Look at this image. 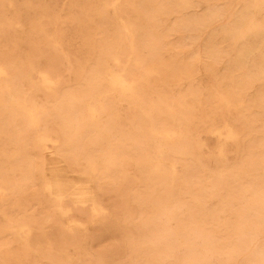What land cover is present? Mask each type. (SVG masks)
Listing matches in <instances>:
<instances>
[{
  "label": "rangeland",
  "instance_id": "1",
  "mask_svg": "<svg viewBox=\"0 0 264 264\" xmlns=\"http://www.w3.org/2000/svg\"><path fill=\"white\" fill-rule=\"evenodd\" d=\"M0 64V264H264V0H0Z\"/></svg>",
  "mask_w": 264,
  "mask_h": 264
},
{
  "label": "bare ground",
  "instance_id": "2",
  "mask_svg": "<svg viewBox=\"0 0 264 264\" xmlns=\"http://www.w3.org/2000/svg\"><path fill=\"white\" fill-rule=\"evenodd\" d=\"M115 60L117 61V63H119L118 58H115ZM5 76H8V73L6 69L0 64V79ZM42 78H43V85L47 88V90L53 91L54 87L56 86V82L52 78H50L48 74H45V73L42 74ZM110 85H111L112 91L121 90L122 92L129 93L132 96L137 95L136 84L134 82H129L121 71L113 72L110 74ZM17 93L18 92L13 91L9 95V97L12 98L13 103H17L20 107H22L25 110L27 115L30 117L33 125L35 126L36 130L38 131L37 133L38 142L32 148V151H33L32 164L35 166H33L31 170V173L36 175L37 188L38 190L42 189L43 193L47 195V197L51 201H53L56 208L58 209V211L63 217H68L70 223L77 225L78 223H76L73 220L74 217L71 216L70 214V208L69 206H67V203L64 200L65 196H71V195L66 192H63V190L59 188L53 175H50L51 172L47 169V166L50 164V162H52L51 158L53 155V152L49 151L47 144L50 142L53 143V141L51 137L45 134L46 128L44 125V121L36 117V112L32 109H29L28 106L26 105V102H21L17 100ZM104 94L106 93H103L102 95ZM90 109L93 114V117L95 118L96 112H95L94 107L90 105ZM226 129H227V134H226L227 136L225 137L229 139H235L237 137V133L233 130L231 126L227 125ZM40 150L43 153V160L39 162L41 167H36L37 166L36 161L39 160L38 152ZM13 185H16V184H13ZM12 191H13L12 189H9V193H12ZM3 192H5V190L0 187L1 196L5 194ZM71 200H72V204H86L87 203L85 201H80V202L76 201L72 197H71ZM13 210L15 209L12 208V210H10V213H14ZM92 210L95 213L99 212L96 204L94 203L92 206ZM10 213H9V206L8 208H4L3 206H0V232L4 231V229H9V221H17V219L13 218V216H11ZM21 216L22 215L20 213L18 217L21 218ZM21 231L25 234V239H26L25 241H28V239H30L32 236L31 229H29L25 225H22Z\"/></svg>",
  "mask_w": 264,
  "mask_h": 264
}]
</instances>
